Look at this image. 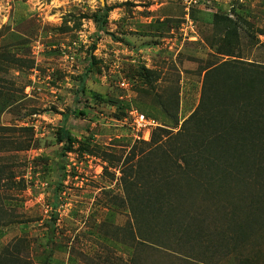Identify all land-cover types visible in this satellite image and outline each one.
Returning <instances> with one entry per match:
<instances>
[{
  "label": "rangeland",
  "instance_id": "obj_1",
  "mask_svg": "<svg viewBox=\"0 0 264 264\" xmlns=\"http://www.w3.org/2000/svg\"><path fill=\"white\" fill-rule=\"evenodd\" d=\"M107 6L108 23L98 25ZM187 15L195 39L180 30ZM259 27L264 0H0V264H123L133 249L122 241L132 231L119 169L151 140L124 124L127 110L176 133L200 103L204 69L229 58L220 52L264 60L249 38ZM254 190L251 211L223 192L188 198L215 247L183 249L209 264H264V186ZM242 220L249 233H233ZM143 258L165 264L149 250Z\"/></svg>",
  "mask_w": 264,
  "mask_h": 264
},
{
  "label": "trees",
  "instance_id": "obj_2",
  "mask_svg": "<svg viewBox=\"0 0 264 264\" xmlns=\"http://www.w3.org/2000/svg\"><path fill=\"white\" fill-rule=\"evenodd\" d=\"M112 9L105 7L102 16H95L96 23H108ZM238 19L247 20L242 15ZM217 22L228 32L237 29L228 15H218ZM260 35L264 27L249 34L255 52L264 50ZM220 53L229 58L204 69L200 103L182 127L176 133L154 129L151 140L135 144L119 169L132 231V238L122 241L133 249L123 264H144L148 250L165 264H209L203 254L183 249L187 243H202L210 251L215 247L211 231L201 234L200 224L194 223L202 221L201 212L188 198L223 192L228 202L232 199L236 208L244 209L255 200L254 189L264 186V60L244 61L233 50ZM143 69L149 76L155 74ZM73 141L66 134V150ZM173 220L178 222L176 229ZM231 220L237 221L235 215ZM250 227L242 220L232 232L247 234ZM229 231H218L219 239L228 241ZM17 257L4 254L12 262Z\"/></svg>",
  "mask_w": 264,
  "mask_h": 264
},
{
  "label": "built area",
  "instance_id": "obj_3",
  "mask_svg": "<svg viewBox=\"0 0 264 264\" xmlns=\"http://www.w3.org/2000/svg\"><path fill=\"white\" fill-rule=\"evenodd\" d=\"M187 22L183 23L182 31H187L191 29L192 35L189 38L195 39L197 35L195 30V25L193 21L187 15ZM187 34V33H185ZM122 86H127V82L122 81ZM124 124H127L131 130L135 133L137 139H143L148 141L151 138V134L154 129L162 127L163 124L154 116L148 115L135 107H131L127 110V115L124 118Z\"/></svg>",
  "mask_w": 264,
  "mask_h": 264
},
{
  "label": "crops",
  "instance_id": "obj_4",
  "mask_svg": "<svg viewBox=\"0 0 264 264\" xmlns=\"http://www.w3.org/2000/svg\"><path fill=\"white\" fill-rule=\"evenodd\" d=\"M180 30H182V28H181ZM172 33L177 35V33H175V28H173ZM178 36H179V35H178ZM178 36H177V37H178ZM177 37L175 38L176 41L173 40V42H170V40H168V44H169L168 47H169V48H172V47L176 44L177 39H178ZM158 47H160V48H163V47H164V48H165V47H167V44H164V45H162V46L160 45V46H158ZM149 49H150V50H149ZM153 49H154V47H153V48H148L149 51H151V50H153ZM139 51H140V52H143V51H146V50L140 48Z\"/></svg>",
  "mask_w": 264,
  "mask_h": 264
}]
</instances>
